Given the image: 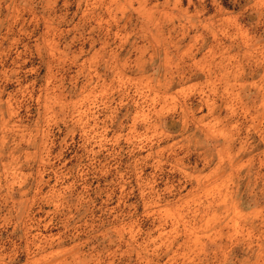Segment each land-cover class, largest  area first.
<instances>
[{
  "label": "rangeland",
  "instance_id": "obj_1",
  "mask_svg": "<svg viewBox=\"0 0 264 264\" xmlns=\"http://www.w3.org/2000/svg\"><path fill=\"white\" fill-rule=\"evenodd\" d=\"M0 264H264V0H0Z\"/></svg>",
  "mask_w": 264,
  "mask_h": 264
}]
</instances>
